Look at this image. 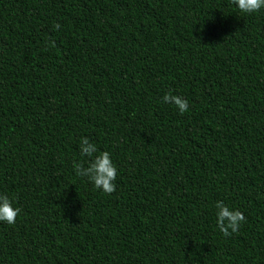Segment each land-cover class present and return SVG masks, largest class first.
<instances>
[{
	"label": "trees",
	"instance_id": "obj_1",
	"mask_svg": "<svg viewBox=\"0 0 264 264\" xmlns=\"http://www.w3.org/2000/svg\"><path fill=\"white\" fill-rule=\"evenodd\" d=\"M82 137L112 193L76 176ZM0 194V264H264V9L0 0Z\"/></svg>",
	"mask_w": 264,
	"mask_h": 264
},
{
	"label": "clouds",
	"instance_id": "obj_2",
	"mask_svg": "<svg viewBox=\"0 0 264 264\" xmlns=\"http://www.w3.org/2000/svg\"><path fill=\"white\" fill-rule=\"evenodd\" d=\"M236 10L242 15L255 14L264 9V0H231ZM54 27L59 28V25ZM162 102L175 107L180 114L188 111V101L182 96L174 95L167 92L163 95ZM80 156L91 159V162L86 161L87 166L82 163L74 162L73 168L77 177L86 178L93 188L104 193H112L115 190L114 181L117 175V169L110 154L107 151H98L95 144L90 142L86 137H82L79 142ZM95 153V155H93ZM215 224L219 231L228 236L235 233L240 225L244 222L242 213L229 207L222 201L215 204ZM19 208L13 206V202L7 195L0 194V223L11 225L19 214Z\"/></svg>",
	"mask_w": 264,
	"mask_h": 264
}]
</instances>
